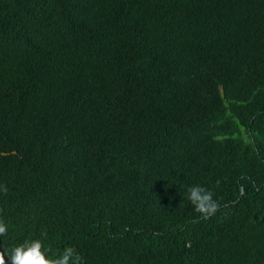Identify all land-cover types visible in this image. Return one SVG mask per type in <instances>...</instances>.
Listing matches in <instances>:
<instances>
[{
    "label": "trees",
    "instance_id": "obj_1",
    "mask_svg": "<svg viewBox=\"0 0 264 264\" xmlns=\"http://www.w3.org/2000/svg\"><path fill=\"white\" fill-rule=\"evenodd\" d=\"M0 185V251L264 264V0H0Z\"/></svg>",
    "mask_w": 264,
    "mask_h": 264
},
{
    "label": "clouds",
    "instance_id": "obj_2",
    "mask_svg": "<svg viewBox=\"0 0 264 264\" xmlns=\"http://www.w3.org/2000/svg\"><path fill=\"white\" fill-rule=\"evenodd\" d=\"M220 182L217 181V184ZM0 192L7 195L6 185H0ZM214 192L200 185L188 188V200L193 205L194 211L199 214L200 219L209 220L221 209V204L214 199ZM4 209L0 208V237L8 236V225L3 219ZM199 222V221H197ZM43 239L25 240L23 243L13 246L3 245L0 251V264H85L83 258L74 247H67L57 257H50L44 240L47 239V231L41 233ZM7 256V259H6Z\"/></svg>",
    "mask_w": 264,
    "mask_h": 264
}]
</instances>
